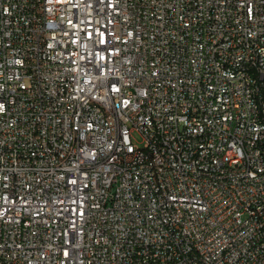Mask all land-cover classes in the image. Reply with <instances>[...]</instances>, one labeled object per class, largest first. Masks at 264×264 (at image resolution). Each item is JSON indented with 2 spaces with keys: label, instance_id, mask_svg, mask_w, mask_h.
Masks as SVG:
<instances>
[{
  "label": "built area",
  "instance_id": "2783aa9c",
  "mask_svg": "<svg viewBox=\"0 0 264 264\" xmlns=\"http://www.w3.org/2000/svg\"><path fill=\"white\" fill-rule=\"evenodd\" d=\"M0 264H264V0H0Z\"/></svg>",
  "mask_w": 264,
  "mask_h": 264
},
{
  "label": "rangeland",
  "instance_id": "374dc122",
  "mask_svg": "<svg viewBox=\"0 0 264 264\" xmlns=\"http://www.w3.org/2000/svg\"><path fill=\"white\" fill-rule=\"evenodd\" d=\"M142 138L140 137V135L138 134V133H134V141L136 142V143H139V144H142L141 143V140Z\"/></svg>",
  "mask_w": 264,
  "mask_h": 264
}]
</instances>
